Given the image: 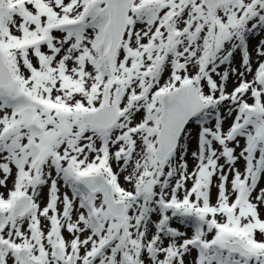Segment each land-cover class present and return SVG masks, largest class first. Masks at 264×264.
Wrapping results in <instances>:
<instances>
[{
	"label": "snow or ice",
	"instance_id": "snow-or-ice-1",
	"mask_svg": "<svg viewBox=\"0 0 264 264\" xmlns=\"http://www.w3.org/2000/svg\"><path fill=\"white\" fill-rule=\"evenodd\" d=\"M260 33L264 0H0V264H264Z\"/></svg>",
	"mask_w": 264,
	"mask_h": 264
},
{
	"label": "rangeland",
	"instance_id": "rangeland-1",
	"mask_svg": "<svg viewBox=\"0 0 264 264\" xmlns=\"http://www.w3.org/2000/svg\"><path fill=\"white\" fill-rule=\"evenodd\" d=\"M264 37V33H260L259 35L255 36L251 41H250V46L254 47L256 45V43L258 42V40ZM254 62H255V57H254ZM234 81L233 80H229L228 82V88L229 90H231L232 86H233ZM241 167V170H243V166H242V162L239 165ZM192 167V163L191 161L189 162V168L191 169ZM262 186H264V182H262Z\"/></svg>",
	"mask_w": 264,
	"mask_h": 264
}]
</instances>
